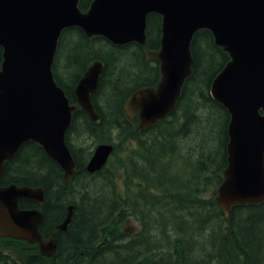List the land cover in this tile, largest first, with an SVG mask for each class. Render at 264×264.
Here are the masks:
<instances>
[{
    "label": "trees",
    "instance_id": "trees-1",
    "mask_svg": "<svg viewBox=\"0 0 264 264\" xmlns=\"http://www.w3.org/2000/svg\"><path fill=\"white\" fill-rule=\"evenodd\" d=\"M91 1L79 0V9L86 12ZM160 23V16L148 15L144 47L135 43L115 46L102 37L87 38L79 28L62 31L52 66L54 79L70 104L76 105L73 93L76 84L92 62L101 61L103 70L99 86L91 96L99 119L91 122L79 107L72 114L66 143L76 167L68 185L64 183L59 166L35 143L24 144L17 155L5 163L0 186L15 184L43 189L46 207L39 231L44 238L49 237L54 226L64 219L69 204L78 205L66 232L57 234L59 242L55 255L51 258L40 256L34 244L35 249L31 251H35L31 252L29 264H128L123 262L130 258L129 255L131 260L142 259L141 264H145L149 261V258L144 260L148 254L136 253L142 251L141 245L151 243L148 227L151 231L162 232L170 250L181 251L184 244H188L192 256L193 234H204L208 226L212 234L211 250L203 248L197 253L204 255L205 264H235L236 258L240 264H264V202L233 207L229 218L215 203L227 166L229 115L212 100L209 88L229 58L214 45L211 33L201 30L193 36L190 45L192 71L184 82L174 112L145 130L138 129L137 116L132 120L124 112V104L134 91L154 87L160 79L158 61L147 57L148 53L159 51ZM1 55L0 48V62ZM112 133H115L114 138ZM146 134L148 138L144 139ZM83 137L92 139L93 146L100 143L114 145L107 165L97 173L85 171L92 151L86 152V148L73 144L75 138ZM192 137L203 141L186 151L184 141ZM132 143L137 149L130 153L127 146ZM125 153L128 155L120 167L121 174L112 160ZM99 181L109 190V196L90 200L86 193L75 201L73 195L80 194L76 187L85 191L88 185ZM79 183L83 188H79ZM120 184L122 193L119 192ZM208 193L210 196L206 197ZM30 204L35 203L19 201L21 209L30 208ZM79 204L86 205L81 208ZM140 205L149 209L141 210ZM153 211L157 213L155 218L150 217ZM171 211L180 216L187 211L188 215L175 219V225L167 226L165 215ZM122 215L138 220V237L126 240V250L122 253L100 256L92 253L91 244L97 239L99 228H102L99 232L103 236L123 233L120 229ZM188 217L191 223L186 219ZM188 224L189 229L185 231ZM170 227L173 228L168 231ZM187 232L191 241L181 235ZM2 241L10 243L5 245L10 250L14 242L15 251L19 248L16 243L27 244L9 238L0 239ZM147 248L151 252V248ZM161 248L168 250L163 245L159 246Z\"/></svg>",
    "mask_w": 264,
    "mask_h": 264
},
{
    "label": "water",
    "instance_id": "water-1",
    "mask_svg": "<svg viewBox=\"0 0 264 264\" xmlns=\"http://www.w3.org/2000/svg\"><path fill=\"white\" fill-rule=\"evenodd\" d=\"M79 0H0V182L5 163L32 142L63 172L66 185L75 161L66 143L72 114L80 108L91 122L99 119L91 96L103 70L96 60L74 88L71 105L56 83L52 65L58 39L65 29L79 28L87 38L102 37L115 46L147 43V17L160 16L159 63L154 87L134 91L124 112L145 130L175 110L184 82L191 75L190 45L200 30L211 33L214 45L229 61L212 80L209 94L229 115L227 166L215 203L230 217L236 206L264 202V0H92L82 12ZM112 143L97 144L85 165L88 174L104 168ZM45 204L40 187L0 186V239L38 245L45 258L55 255L57 234L72 222L75 206L43 240L38 209H21L19 201Z\"/></svg>",
    "mask_w": 264,
    "mask_h": 264
},
{
    "label": "rangeland",
    "instance_id": "rangeland-1",
    "mask_svg": "<svg viewBox=\"0 0 264 264\" xmlns=\"http://www.w3.org/2000/svg\"><path fill=\"white\" fill-rule=\"evenodd\" d=\"M147 57L150 58L149 57V53L147 54ZM198 114L200 115V113H198ZM135 119H136V117L133 116V119L132 120H135ZM138 125H139V121H138ZM114 136H115V133H112L111 134V137L114 138ZM143 138L144 139H147L148 138V135L147 134L144 135ZM186 139H187V141H184L185 142L184 144H183V142L180 143L181 145L183 144V149H185L186 151H188L190 148H194L196 145H198L197 142L199 143V142H202L203 141L200 138H199L200 140L199 139L196 140L193 137L192 138H189V139L186 138ZM113 142H115V141H113ZM73 144L76 147L86 148V150H85L86 152L92 151L93 148H94V146H95V145L93 146L92 139L86 138V137H83V139H79V138L76 139L75 138L74 141H73ZM199 144H201V143H199ZM136 149H137V147H136L135 143L128 144V146H127V150L130 153L135 152ZM198 151L200 152L201 149H198ZM191 154L194 157L193 152ZM127 155H128V153H125L122 156L119 155L117 158H114L112 160V162H115L116 163V166L119 167V171H121V174L123 173V171H122V169L120 167H121L122 164H124L126 162ZM121 178H122V176H121ZM87 181L90 182V180H87ZM78 185H79V188H83V184L82 183H79ZM75 189L80 193L79 195H76L78 193H76V194L73 195L74 198H75V201H77V202L80 200V198H82L84 196L83 194H86V193L88 194V198L90 200H94L96 198L98 199V198H101V197H107L110 194L109 193V190L106 187H104V183L102 181L96 182V183H94L92 185H88L85 188L86 189L85 191L78 190L77 187ZM119 192L120 193L123 192L122 184H120ZM209 196H210V193H208L206 195V197H209ZM79 205H81L80 207L82 208V206H85L86 204H84V205L83 204H79ZM89 205H92V204H87V206H89ZM140 208H141V210L149 209L146 206L145 207L144 206L142 207V205H140ZM182 214H183L182 216L188 215L187 214V211H183ZM156 215H157L156 211H153L152 214L150 215V217L155 218ZM174 216H176L177 218H175ZM182 216H180L179 213H174L173 211H171V212H169L168 214L165 215V221L164 222L167 223V226L175 225V223H174L175 222V219H178V218H180ZM122 219H123V222H121V224H120V229H121V231H123V233L132 235V234L137 233L140 230V226H139L138 220H136V218L131 217V216L125 217L124 215H122ZM186 219L189 220L190 223H191V218L188 217ZM79 222H80V220H79ZM158 224L160 225L161 223H158ZM172 228L173 227H170L168 229V231L171 230ZM101 229L102 228H99L98 233H97V237H100V239L103 238V235L100 234V232H99ZM188 229H189V224L187 225L185 231H188ZM147 230H148V233H147L148 234V239L150 240V242L156 243V242L160 241L161 242L160 244H162L163 246H165V248H167V245L166 244H168L169 242L166 239H164V237H162L163 236L162 232L157 233V231L156 232L155 231H151L150 230V227H148ZM157 230H158V227H157ZM181 235L186 240H188L189 238H191V237H189L190 236V233H188V232L187 233H183ZM211 235L212 234H211V231H210V227L209 226L207 228V231L204 232V234H202V235L193 234V236H194V239H193V249L195 251L193 250L192 256L190 255V249L191 248L189 249V245L188 244H184V250H181V251L180 250H177L178 252H180V254L178 256H174L173 254H171L170 255V259L171 260L167 259L166 260V263H168V264H176V263L177 264H205L206 258H204V255L202 253L201 254L200 253L197 254V253L199 252L200 249H203V248H206V251L210 249L209 247L212 244V237H211ZM170 238L174 239V237H170ZM215 238H219V237H215ZM189 241H191V240L189 239ZM16 245H18V244L16 243ZM20 245H22V244H20ZM140 247H142V250H147L148 248L147 249H145V248L146 247H150V244L148 246L141 245ZM18 250H19V248L16 251L13 250V254H12V257L10 259L16 258V252ZM172 250L168 249L167 252H171ZM124 254H126V253H124ZM132 255L135 256V253H133ZM129 256L131 258V255H129ZM130 258H127V260H129ZM144 258H145L144 260H147L149 258V261H146L145 264H150L153 261V259L150 257V255H145ZM154 259H156V258H154ZM164 259H166V258H164ZM9 264H12L11 261L9 262ZM155 264H161V259H159V261H157ZM235 264H240V260L238 258H236Z\"/></svg>",
    "mask_w": 264,
    "mask_h": 264
},
{
    "label": "flooded vegetation",
    "instance_id": "flooded-vegetation-1",
    "mask_svg": "<svg viewBox=\"0 0 264 264\" xmlns=\"http://www.w3.org/2000/svg\"><path fill=\"white\" fill-rule=\"evenodd\" d=\"M73 205L75 206V209L73 211V214H74L78 205H76V204H73ZM30 206L31 207L27 208V209H38L39 211L42 212V215L44 217L46 204H44L42 206L30 204ZM50 209H51V207H50ZM51 210L56 211L54 208H52ZM65 212H66V210H65ZM59 222H61V221H59ZM63 236H65V235L63 234L62 237ZM136 237H138V234H136V233L132 234V235L120 233V234H117L115 236L108 234V235L103 236L102 240H100V237H97V239L93 242V244H91V252L95 253V255L98 254L99 256L101 254L110 253V252H113L112 255H116V254H119V252L122 253L123 250H126L125 249L126 240H130V239H133ZM48 238L49 237L44 238V236H43V240H46ZM112 240H114V241H112ZM58 242H59V239H58ZM6 243L10 244L9 242H4V241L0 242V264H9L10 261L12 264H29V260H30V257L32 255L31 252L35 251V250H33V251H31V250L35 249L34 244H36V243L30 244V243L26 242L27 244H25V246L19 245L17 243L19 245V250L16 252V258H14V259H10L12 257V254H13L14 242H13L12 246L10 247L11 250L5 248ZM29 245H33V247H30ZM159 246H162V244L151 242L150 243L151 252L147 249V250H142L140 252L137 251L136 254L141 255L144 252L143 254L150 255V257L153 259L152 263H150V264H155L157 261H159V259H161V264H165L167 259L171 260L170 259L171 254H173L174 256H178L177 251L172 250L171 252H167V250H163L162 248L159 249ZM36 247H38L37 244H36ZM154 258H156V259H154ZM164 258H166V259H164ZM137 261H139L140 264L143 262L142 259H139V260L138 259H132L131 260V258H130L129 260L124 261L123 263L127 262L128 264H136Z\"/></svg>",
    "mask_w": 264,
    "mask_h": 264
}]
</instances>
